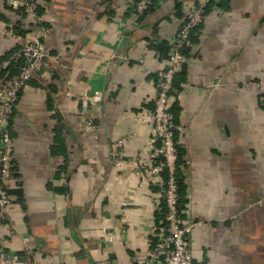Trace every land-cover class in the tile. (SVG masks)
I'll return each mask as SVG.
<instances>
[{"label": "crops", "instance_id": "crops-1", "mask_svg": "<svg viewBox=\"0 0 264 264\" xmlns=\"http://www.w3.org/2000/svg\"><path fill=\"white\" fill-rule=\"evenodd\" d=\"M40 0L38 26L0 0V62L40 38L49 63L10 118L13 179L5 248L26 264H143L163 228L161 188L112 165L147 150L155 72L170 36L205 0ZM171 112L179 130L181 221L199 264H264V0H206ZM177 6V7H176ZM3 72L1 79L8 78ZM84 92L99 100L81 114ZM93 125L87 129L85 122ZM165 180V176L161 178Z\"/></svg>", "mask_w": 264, "mask_h": 264}, {"label": "built area", "instance_id": "built-area-1", "mask_svg": "<svg viewBox=\"0 0 264 264\" xmlns=\"http://www.w3.org/2000/svg\"><path fill=\"white\" fill-rule=\"evenodd\" d=\"M151 1L132 2L135 19L147 10ZM8 2L14 9L21 8L33 26L39 25L40 0H8ZM206 7V0L199 1L191 7L185 21L170 36L166 65L155 72L157 89L151 111L153 134L147 141V150L138 152L134 156L121 154L116 148L126 141L125 138L112 146V165L115 168L129 169L138 178L161 188L166 207L163 228L156 242L149 248L142 261L143 264H199L194 260L189 241L191 229L198 225V222L190 219L187 223H183L179 217L176 181L179 151L175 136L179 127L174 121L171 106L174 78L188 61L183 49L193 47L190 39L191 31L204 22ZM3 34L18 42L19 46L8 58L0 62V222L9 219L11 205L9 189L13 179V140L10 135V118L20 92L33 77L44 79L49 64L46 61L47 52L40 38L21 43L18 33H15L11 27L4 28ZM18 61L21 62V66L17 69V75L1 79L2 73ZM255 86L259 94H264V77L259 78ZM97 100H99L98 92H84L80 98L81 114L84 115ZM86 120L85 126L89 129L93 122L89 116ZM163 176L165 180L161 179ZM0 264H26L17 253L5 248L1 237Z\"/></svg>", "mask_w": 264, "mask_h": 264}, {"label": "trees", "instance_id": "trees-1", "mask_svg": "<svg viewBox=\"0 0 264 264\" xmlns=\"http://www.w3.org/2000/svg\"><path fill=\"white\" fill-rule=\"evenodd\" d=\"M154 5H155V1L154 0H152L151 1V4L148 6V8H147V10L138 18V21H140V20H142L145 16H147L148 14H151L152 12H153V7H154ZM177 7V6H176ZM207 8V7H206ZM22 13H23V10H20ZM39 12L41 13V9L39 8ZM24 14V13H23ZM25 16V15H24ZM199 27V26H198ZM197 28V27H196ZM196 28H194L192 31H191V36H190V39H191V41H192V45H193V31L196 29ZM14 32H16L18 29L16 28H14L13 29V27L11 28ZM168 47H169V45H168ZM17 49V48H16ZM191 50V48H185V49H183V53L184 54H186L187 56H188V53H189V51ZM21 66V62L20 61H18V62H16L14 65H12L11 67H9V69L8 70H6V71H4V72H8L9 71V73L10 74H8V78H12V77H14V76H16L17 75V69L19 68ZM185 68V67H184ZM183 68V69H184ZM179 74V73H178ZM176 181H177V186H178V210H179V217L181 218V210H182V208H181V202H180V197H179V188H180V181H181V179H180V174H179V171H178V169L176 170ZM162 211V213H163V217H164V215H165V213H166V207H165V205H164V207H163V209L161 210ZM162 217V218H163ZM164 225V224H163Z\"/></svg>", "mask_w": 264, "mask_h": 264}]
</instances>
